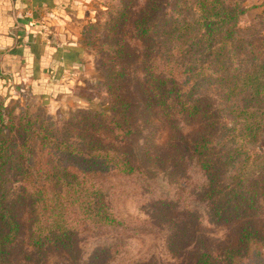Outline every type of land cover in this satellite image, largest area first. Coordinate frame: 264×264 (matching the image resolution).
Segmentation results:
<instances>
[{
  "label": "rangeland",
  "instance_id": "1",
  "mask_svg": "<svg viewBox=\"0 0 264 264\" xmlns=\"http://www.w3.org/2000/svg\"><path fill=\"white\" fill-rule=\"evenodd\" d=\"M223 1L229 6L240 3L249 8L241 19L236 43L245 48V54L239 57L244 62L237 61L236 68L241 73L254 70L264 62V0ZM80 2L84 10L68 24L40 25L49 40H57L61 34L63 40L84 50L83 67L66 81L70 94L58 99V96L38 97L31 93L29 83H23L12 96L0 93V107L6 120L10 111L16 116L59 126L80 110L108 111L109 76L114 70L123 73L121 94L131 104L133 133L115 147L129 157L135 171L95 175L90 179L93 185L103 188L105 200L120 225L85 226L82 218L74 215L79 228L71 247L38 248L30 240L35 229L31 230L29 209L24 212L29 224L26 221L19 240L8 249L2 264H198L204 253L225 261L229 252L238 253L229 262L247 264L242 230L252 227L264 237V198L254 210L238 219L218 221L213 205L206 198L207 172L192 153L195 142L207 133V123L202 116L181 118L177 124L161 121L145 81L147 63L136 28L137 22L151 12L155 1ZM164 6L156 29L162 45L167 49L180 46L184 50L181 57L184 71L198 74L202 69L211 74L210 67L215 61L206 54L197 55L196 45L190 53L192 42L181 38L179 31L183 24L192 23L197 17L193 1L169 0ZM216 89L217 95L212 100L217 110L222 111L220 139L225 145L222 153H234L237 162L245 163L242 170L237 165V173L243 178L245 175L253 178L264 164V129L258 133L249 131L248 123L235 109L240 105L226 100L224 92ZM257 106L264 109V97ZM35 217L39 218L38 210Z\"/></svg>",
  "mask_w": 264,
  "mask_h": 264
},
{
  "label": "trees",
  "instance_id": "2",
  "mask_svg": "<svg viewBox=\"0 0 264 264\" xmlns=\"http://www.w3.org/2000/svg\"><path fill=\"white\" fill-rule=\"evenodd\" d=\"M154 1L151 12L136 26L147 63L145 81L161 121L177 124L181 118L202 116L207 123V133L195 142L192 153L207 172L206 198L213 205L216 219L236 220L264 198V164L253 178L237 173V165L242 170L245 163L237 162L234 153H222V111L217 110L212 97L220 88L226 100L240 105L235 109L248 123L249 131L264 129V109L257 106L264 97V62L246 73L236 68L237 61L244 62L239 57L245 54V48L236 43L241 19L249 8L240 3L229 6L223 0H192L197 17L183 24L181 38L192 42L190 53L196 45L197 55L206 54L215 61L210 67L212 75L202 69L195 74L183 70L184 50L180 46L167 49L158 38L157 22L169 0ZM109 78L108 111L80 110L59 126L10 111L6 120L0 107V264L19 240L26 221L32 223L31 230L35 229L30 240L38 248L71 247L79 228L74 215L80 216L85 226L120 225L103 188L90 182L95 175L135 171L129 157L115 147L133 133L131 104L120 87L125 76L114 70ZM29 209L28 221L24 212ZM37 210L39 218H34ZM241 243L247 264H264V237L257 230L246 226ZM237 254L229 252L225 261H217L204 253L198 264H235L229 258Z\"/></svg>",
  "mask_w": 264,
  "mask_h": 264
},
{
  "label": "crops",
  "instance_id": "3",
  "mask_svg": "<svg viewBox=\"0 0 264 264\" xmlns=\"http://www.w3.org/2000/svg\"><path fill=\"white\" fill-rule=\"evenodd\" d=\"M82 5L80 0H0V93L12 96L29 83L34 96L70 94L66 81L83 67L84 50L61 34L49 40L40 25L68 24Z\"/></svg>",
  "mask_w": 264,
  "mask_h": 264
}]
</instances>
